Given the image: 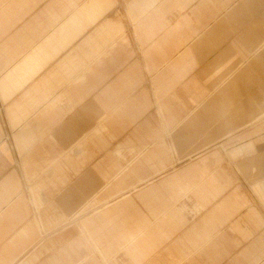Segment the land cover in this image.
Segmentation results:
<instances>
[{
  "label": "crops",
  "instance_id": "0c3cea01",
  "mask_svg": "<svg viewBox=\"0 0 264 264\" xmlns=\"http://www.w3.org/2000/svg\"><path fill=\"white\" fill-rule=\"evenodd\" d=\"M0 264H264V0H0Z\"/></svg>",
  "mask_w": 264,
  "mask_h": 264
}]
</instances>
